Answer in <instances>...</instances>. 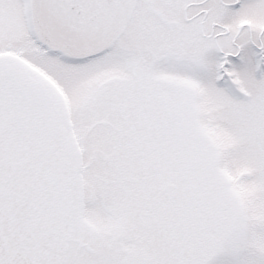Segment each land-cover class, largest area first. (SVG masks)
Returning <instances> with one entry per match:
<instances>
[{
  "label": "snow or ice",
  "instance_id": "obj_1",
  "mask_svg": "<svg viewBox=\"0 0 264 264\" xmlns=\"http://www.w3.org/2000/svg\"><path fill=\"white\" fill-rule=\"evenodd\" d=\"M0 264H264V0H0Z\"/></svg>",
  "mask_w": 264,
  "mask_h": 264
}]
</instances>
